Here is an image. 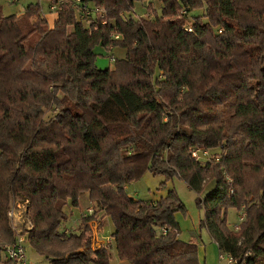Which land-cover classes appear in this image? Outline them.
I'll list each match as a JSON object with an SVG mask.
<instances>
[{
  "label": "trees",
  "instance_id": "16d2710c",
  "mask_svg": "<svg viewBox=\"0 0 264 264\" xmlns=\"http://www.w3.org/2000/svg\"><path fill=\"white\" fill-rule=\"evenodd\" d=\"M70 2L52 26L39 4L0 6V264H16L3 246L19 236L50 264H111L114 252L127 264H202L199 244L179 239L186 206L174 189L156 202L127 194L147 172L198 194L220 254L264 264V0H83L104 18ZM137 3L151 16H133ZM99 47L126 50L127 81L98 67ZM85 194L96 209L66 229ZM12 201L28 202L31 230L10 227ZM230 209L245 215L237 230ZM99 213L113 243L93 251Z\"/></svg>",
  "mask_w": 264,
  "mask_h": 264
},
{
  "label": "rangeland",
  "instance_id": "374dc122",
  "mask_svg": "<svg viewBox=\"0 0 264 264\" xmlns=\"http://www.w3.org/2000/svg\"><path fill=\"white\" fill-rule=\"evenodd\" d=\"M13 1L14 0H0V6L2 7L4 15H14L22 13L21 11H24L31 4H39L41 6L40 12L43 15V13L46 14L50 11V7L54 2H52V0H17L18 2ZM70 1L75 2L76 0H65L64 3L70 4ZM153 3L155 4V9L160 14L161 4L157 1H153ZM147 7L148 3H137L135 6V15L139 18L151 16V14L148 13ZM201 13L202 12L200 11L194 13L193 15L197 16ZM96 52L100 55L97 60V65L99 68H110L111 70L114 69L117 72L118 81H127L130 70L126 65L127 61L125 49L117 47L113 48L112 51L109 52L108 50L99 47L96 48ZM110 56H113L117 60L116 63H112L110 61ZM48 118H50V115H48ZM215 153H219V150H216ZM213 157H215V155H213ZM215 185L216 183L214 180L208 179L204 186V192L201 194V197L205 198L208 192L211 191L215 187ZM171 189H174L177 192L179 198L186 206V213H178L177 215V221L181 230L179 239L186 242L196 241L199 244L200 259L202 264H236L234 260L230 261L228 256L220 254L218 245L211 237L208 228L201 226V222L205 220L206 213L203 208H199V206L197 205L198 194L190 190L188 185L178 177L167 181L164 176L153 175L152 173L147 172L141 180L133 182L127 186V194L138 201L156 202L162 197L167 196L169 190ZM80 201V207H73L69 209L70 217L64 225L66 229L72 228L75 231H77V229L80 230V221L81 218L86 215V210L96 209L95 204H92V202L89 200L88 195H83ZM103 215V213H99L98 219L95 221L96 223H90L91 230L89 235L91 239V249L93 251L101 249L104 246L107 247L99 240H106L110 238L114 230L112 221L109 218L104 217ZM243 216L244 213L237 209H230L228 211V223L231 230H233L235 226L241 223V218ZM13 225L17 227L16 231L14 230ZM13 225L10 221V227L16 233H22L24 230L32 229V225L28 221V216L26 215L22 220L15 221ZM96 225H99V229L101 230L99 235L96 234ZM25 241L29 264H50L44 256H41L32 249V247L27 243V240ZM114 256L115 252L113 253V257ZM3 258L4 260L7 258L5 251H3ZM119 260L123 261V263L121 264H127L126 260L120 258Z\"/></svg>",
  "mask_w": 264,
  "mask_h": 264
},
{
  "label": "built area",
  "instance_id": "2783aa9c",
  "mask_svg": "<svg viewBox=\"0 0 264 264\" xmlns=\"http://www.w3.org/2000/svg\"><path fill=\"white\" fill-rule=\"evenodd\" d=\"M15 1L16 0H14V2ZM64 2L65 0H57L51 5L50 10L54 13H58L59 7L62 4H65ZM74 5H75L74 8L82 14V17H88V18H92V17L104 18L105 17V11L102 8L100 7L91 8L90 5L86 2H83V0H76ZM131 14L133 16H136L135 12H131ZM188 30L191 32V29H188ZM116 38H119V37L117 36ZM110 61L112 63L116 62L113 56L110 57ZM193 157H195L196 159L204 160V161L208 160L209 157L213 158L212 156H209L207 152H203V151L201 152L199 150L194 151ZM27 211H28V202H25V203L12 202L11 207L8 212V217H9V220L12 222V225L13 223H15V221L22 220L25 215L28 216V221H29V215L27 214ZM88 211L92 213V209ZM244 217L245 215L241 218V222L243 221ZM96 226H97L96 234L99 235L101 230L99 229V225H96ZM13 227H14V230L16 231L17 227L14 225ZM235 229L236 230L238 229V225L235 226ZM164 232L166 233V230H164ZM17 233L19 234L21 232H17ZM99 241L102 242L107 247L111 246L113 243L111 237L106 240H99ZM24 243H25V237L19 236L16 244H13V245L7 244L4 246V251L6 252V256L9 261H13L16 264H29L26 247ZM229 259L230 261L232 260L231 258Z\"/></svg>",
  "mask_w": 264,
  "mask_h": 264
},
{
  "label": "crops",
  "instance_id": "0c3cea01",
  "mask_svg": "<svg viewBox=\"0 0 264 264\" xmlns=\"http://www.w3.org/2000/svg\"><path fill=\"white\" fill-rule=\"evenodd\" d=\"M19 1V0H18ZM18 1H15V2H18ZM54 0H52V2H53ZM14 2V1H13ZM54 3V2H53ZM52 3V4H53ZM43 8V7H42ZM25 11V10H24ZM24 11H21V12H24ZM43 15H44V17L47 19V21L49 22V24H50V26H52L53 25V23H54V21L57 19V13H54V12H52L51 10L48 12V13H46V14H44L43 13ZM97 63H98V61H97ZM112 70H114V69H112ZM121 263H123V261H121V260H119V258L117 257V255H116V253H115V256L112 258V261H111V264H121Z\"/></svg>",
  "mask_w": 264,
  "mask_h": 264
}]
</instances>
